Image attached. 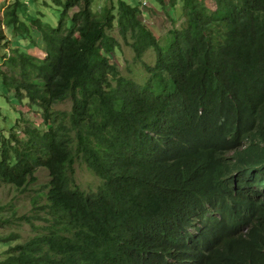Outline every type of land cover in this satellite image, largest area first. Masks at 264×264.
Segmentation results:
<instances>
[{
	"label": "trees",
	"instance_id": "trees-1",
	"mask_svg": "<svg viewBox=\"0 0 264 264\" xmlns=\"http://www.w3.org/2000/svg\"><path fill=\"white\" fill-rule=\"evenodd\" d=\"M52 1L55 27L29 17L44 56L13 48L4 58L22 76L5 83L41 122L1 140L0 184L24 192L40 169L50 180L33 201L44 223L19 218L28 237L0 205V264H264V209H232L203 177L215 138L233 131L264 172V0ZM22 4L4 14L14 34L31 33ZM124 46L142 76L122 74ZM77 164L99 179L95 191L76 183Z\"/></svg>",
	"mask_w": 264,
	"mask_h": 264
},
{
	"label": "rangeland",
	"instance_id": "rangeland-1",
	"mask_svg": "<svg viewBox=\"0 0 264 264\" xmlns=\"http://www.w3.org/2000/svg\"><path fill=\"white\" fill-rule=\"evenodd\" d=\"M17 0H0V143L1 140L6 137L8 138L12 133L19 132V136L22 135L23 129L26 126L25 120H30L33 123L32 127L39 125L41 118L37 111L30 110L28 107L22 106L16 98V90L13 86L8 85L4 81V74L10 80L21 81L22 76L18 68H12L6 64L4 58L6 54H11L13 48L32 53L35 56L43 57V50L36 46L33 38H37L39 45L43 46L42 38L40 33H33L31 31L32 18L34 13H41L39 19L41 23H47L51 28L55 27L60 20L62 9L55 6L52 0H20L22 4L20 17L22 21H25L27 27L30 29L29 34H14L13 28L7 26L4 22V14L7 7L14 4ZM142 1L143 3L150 2L152 6H156V0H128L129 3L135 5ZM106 3V0H97L95 8H99ZM208 6H213V0H206ZM99 4V5H98ZM25 6V7H24ZM25 8L29 11L26 12ZM158 8V7H157ZM180 11V10H179ZM75 12L73 10L71 13ZM162 12V11H161ZM159 12L155 18V24L153 28L156 33L163 36L165 28L163 27V14ZM173 14L172 11H170ZM174 15V14H173ZM175 16V15H174ZM175 18H178V26H180L182 19L180 20V12L176 14ZM113 36L118 37L116 31L111 33ZM163 38V37H162ZM133 53L127 47H123L121 53L116 57V61L120 66V70L125 76H133L135 78L142 76V67L140 64L133 62ZM145 62L152 63L154 60V54L149 51L145 57ZM131 70V72H130ZM38 82V81H35ZM34 82V83H35ZM25 104V103H24ZM71 108V102L67 101L64 104L58 105L55 109L58 111H69ZM18 124V125H17ZM38 181L30 185L24 192H18L14 187L6 184H0V205L6 207L5 213L8 211H16V215L13 218V226L22 234L24 238L33 234L32 228L26 223H21L19 218L22 216L34 217L33 221L37 225L44 223L43 220L37 219L36 214L43 217L44 212H34L33 201L38 196H45L47 190L46 185L48 184L50 177L49 172L45 169H40L37 172ZM76 183L87 192L95 191L100 184L99 179L94 176L86 167V165H76ZM43 200H40V204ZM39 205V204H38ZM10 215L7 213L6 216ZM38 216V215H37ZM4 231L5 233L9 232ZM0 232H2L0 230Z\"/></svg>",
	"mask_w": 264,
	"mask_h": 264
},
{
	"label": "clouds",
	"instance_id": "clouds-1",
	"mask_svg": "<svg viewBox=\"0 0 264 264\" xmlns=\"http://www.w3.org/2000/svg\"><path fill=\"white\" fill-rule=\"evenodd\" d=\"M230 135L215 138L219 143L216 145L214 155L208 160L209 173L205 171L203 177L213 178L208 187L216 198L225 195L224 200L232 209L238 212L246 209L254 213L264 209V172L253 166L248 159L251 143H239L234 131L230 132ZM178 192L181 196L177 198V202L183 197L182 190ZM235 199L237 202L233 203ZM232 214L238 213L235 211ZM207 215L209 216L208 213ZM214 217L220 216L216 214Z\"/></svg>",
	"mask_w": 264,
	"mask_h": 264
},
{
	"label": "built area",
	"instance_id": "built-area-1",
	"mask_svg": "<svg viewBox=\"0 0 264 264\" xmlns=\"http://www.w3.org/2000/svg\"><path fill=\"white\" fill-rule=\"evenodd\" d=\"M144 5H146V3H143Z\"/></svg>",
	"mask_w": 264,
	"mask_h": 264
}]
</instances>
